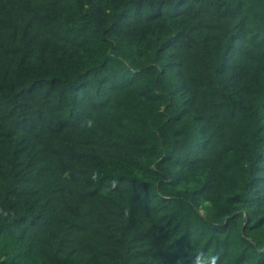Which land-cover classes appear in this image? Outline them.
<instances>
[{
  "label": "trees",
  "instance_id": "obj_1",
  "mask_svg": "<svg viewBox=\"0 0 264 264\" xmlns=\"http://www.w3.org/2000/svg\"><path fill=\"white\" fill-rule=\"evenodd\" d=\"M0 264H264V0H0Z\"/></svg>",
  "mask_w": 264,
  "mask_h": 264
}]
</instances>
